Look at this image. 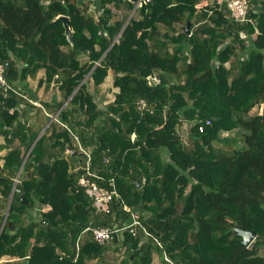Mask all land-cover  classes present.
Instances as JSON below:
<instances>
[{
  "label": "trees",
  "instance_id": "16d2710c",
  "mask_svg": "<svg viewBox=\"0 0 264 264\" xmlns=\"http://www.w3.org/2000/svg\"><path fill=\"white\" fill-rule=\"evenodd\" d=\"M228 1L148 0L128 18L129 0H0V64L22 94L0 88V264H104L111 249L119 264H264V0L245 21ZM40 71L61 95L42 107L24 96ZM87 162L114 181L107 212L79 185ZM134 215L117 242L86 230Z\"/></svg>",
  "mask_w": 264,
  "mask_h": 264
},
{
  "label": "built area",
  "instance_id": "2783aa9c",
  "mask_svg": "<svg viewBox=\"0 0 264 264\" xmlns=\"http://www.w3.org/2000/svg\"><path fill=\"white\" fill-rule=\"evenodd\" d=\"M129 1H131L135 5V9L137 10L139 7L142 6L143 3L147 2L148 0ZM228 8L230 10L231 16H233L237 21L249 20L250 17L248 0H229ZM0 88L6 95L9 94L8 91H13L16 94L22 96L20 90L11 85V83L7 80V77L4 74V67L2 64H0ZM138 106L139 109L142 110L145 108L146 102L144 100H141ZM207 123H209V121H207ZM83 151L89 157V151L86 149H84ZM88 162L86 172L79 179V185L84 188L85 193L91 199L92 205L95 208L96 212H107L109 211L113 199L119 196L115 188L114 181L112 179L109 183V186L100 185L97 181L98 176L89 170ZM125 208L128 209L127 206H125ZM137 223L138 221L136 220V215H134L133 220L124 225L123 227H110L107 225H102L91 226L88 227L86 230H89L92 233L94 239L98 243L106 244L114 239L115 233L117 234L118 232H121L124 229H129L131 232L134 233V226Z\"/></svg>",
  "mask_w": 264,
  "mask_h": 264
},
{
  "label": "rangeland",
  "instance_id": "374dc122",
  "mask_svg": "<svg viewBox=\"0 0 264 264\" xmlns=\"http://www.w3.org/2000/svg\"><path fill=\"white\" fill-rule=\"evenodd\" d=\"M134 5V4H133ZM95 6H90L91 9H93ZM122 11H119V13H124V14H128V18L130 17V15L134 16L135 15V5L133 6V9H131L130 11L127 10L126 6H122L121 8ZM127 18V21H128ZM87 56L81 54L80 55V59L81 61H83L84 59H86ZM43 75L42 71L39 72V74L37 75V77L35 79H32L30 84L32 85V88L35 89V91H37V96H38V101H35L34 99H29V102L31 104H33L34 106L38 105L39 107H42V102L43 101H50L52 94L53 93H59L57 89H49L48 91H46L44 89V84L42 82L41 85H39V79L40 77ZM101 93L100 97L104 100V103H107L109 101H112L114 99V94L118 91V88L113 86V80H112V75L108 74V76L105 78L104 82L101 85ZM23 106V105H22ZM21 106V107H22ZM59 111V109H58ZM58 111L56 113L51 114L52 117L56 114H58ZM32 115V114H31ZM51 117V118H52ZM188 124L183 123V125L178 126V130L181 131V133H185V131L188 129ZM132 137L134 138L135 135L133 134ZM3 142V137L0 136V143ZM5 151L0 152V154H4ZM2 164V162L0 161V165ZM121 253H117L114 250H109L108 252H106V254L104 255V264H119L120 263V257H121ZM117 257V258H115ZM154 264H160V257H158L157 254L154 255ZM95 261H92L91 264H93Z\"/></svg>",
  "mask_w": 264,
  "mask_h": 264
},
{
  "label": "water",
  "instance_id": "95a60500",
  "mask_svg": "<svg viewBox=\"0 0 264 264\" xmlns=\"http://www.w3.org/2000/svg\"><path fill=\"white\" fill-rule=\"evenodd\" d=\"M132 15H130V17H131ZM60 17L63 19V23H64V26H65V34L67 35V37H68V39L71 41L72 40V38H71V32H72V30H73V28H72V25H71V20H70V18L68 17V16H66V15H60ZM129 17V18H130ZM126 24H127V22H126ZM189 25H190V22L189 21H187V23H186V25L184 26V29H185V31L187 32V33H189ZM119 36V35H118ZM117 39V38H116ZM116 39L114 40V41H116ZM96 64H98V62L96 63ZM8 66V65H7ZM149 80H150V83H155L157 80H156V78H154L153 76H149ZM42 84V81H40L39 82V85H41ZM78 88V87H77ZM77 90V89H76ZM75 90V91H76ZM74 91V92H75ZM69 98H71V97H69ZM65 104V103H64ZM51 121V120H50ZM49 121V122H50ZM225 141L226 142H228L229 141V138L228 137H226L225 138ZM21 171V170H20ZM20 173V172H19ZM13 194V193H12ZM12 194H11V197H10V200H9V204H8V207H7V211H6V215H5V218H6V216H7V213H8V209H9V206H10V203H11V199H12ZM23 201L25 202V199H24V197H23ZM4 223H5V220H4V222L2 223V226H1V229L3 228V226H4ZM235 230L243 237V243L246 245V246H249L251 243H252V241L255 239V237H256V234H255V232L254 231H252V232H250V231H245V230H243V229H241V228H235ZM114 241L115 242H117L118 241V237H117V234L115 233L114 234Z\"/></svg>",
  "mask_w": 264,
  "mask_h": 264
},
{
  "label": "crops",
  "instance_id": "0c3cea01",
  "mask_svg": "<svg viewBox=\"0 0 264 264\" xmlns=\"http://www.w3.org/2000/svg\"><path fill=\"white\" fill-rule=\"evenodd\" d=\"M91 5H92V6L97 5L96 0H93V2H92ZM31 80H32V79H29V87H30V88H28L27 90H24V91H26V93H25V96H26V97H27V96L29 97V96L33 95V93H36V95H37V91H35V89H33V88H32V85L30 84ZM60 98H61L60 93H53V94H52V97H51V100H53V101H55L56 99H57V100H60ZM29 99H31V98L29 97ZM55 113H56V112H55Z\"/></svg>",
  "mask_w": 264,
  "mask_h": 264
},
{
  "label": "clouds",
  "instance_id": "9594fccd",
  "mask_svg": "<svg viewBox=\"0 0 264 264\" xmlns=\"http://www.w3.org/2000/svg\"><path fill=\"white\" fill-rule=\"evenodd\" d=\"M25 96V95H24ZM26 97V96H25Z\"/></svg>",
  "mask_w": 264,
  "mask_h": 264
}]
</instances>
